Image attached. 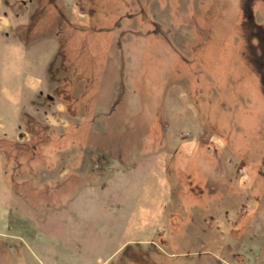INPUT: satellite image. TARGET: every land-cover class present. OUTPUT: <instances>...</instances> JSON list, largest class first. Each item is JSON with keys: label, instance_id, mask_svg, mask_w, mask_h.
Instances as JSON below:
<instances>
[{"label": "rangeland", "instance_id": "374dc122", "mask_svg": "<svg viewBox=\"0 0 264 264\" xmlns=\"http://www.w3.org/2000/svg\"><path fill=\"white\" fill-rule=\"evenodd\" d=\"M0 264H264V0H0Z\"/></svg>", "mask_w": 264, "mask_h": 264}]
</instances>
